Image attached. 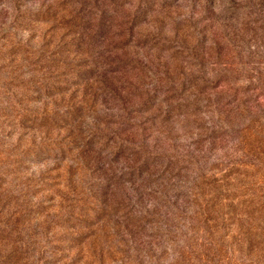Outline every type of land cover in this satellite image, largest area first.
I'll return each mask as SVG.
<instances>
[{
	"label": "rangeland",
	"instance_id": "374dc122",
	"mask_svg": "<svg viewBox=\"0 0 264 264\" xmlns=\"http://www.w3.org/2000/svg\"><path fill=\"white\" fill-rule=\"evenodd\" d=\"M259 178L264 0H0V264H182Z\"/></svg>",
	"mask_w": 264,
	"mask_h": 264
},
{
	"label": "trees",
	"instance_id": "16d2710c",
	"mask_svg": "<svg viewBox=\"0 0 264 264\" xmlns=\"http://www.w3.org/2000/svg\"><path fill=\"white\" fill-rule=\"evenodd\" d=\"M226 177L222 175L221 180ZM259 182L264 184L262 178ZM238 187L232 190V197L221 194V199L229 203L221 214L216 210L217 199L205 203L209 216L198 213L202 227L191 226L193 234L188 237L192 241L180 248L182 264H264V188Z\"/></svg>",
	"mask_w": 264,
	"mask_h": 264
}]
</instances>
